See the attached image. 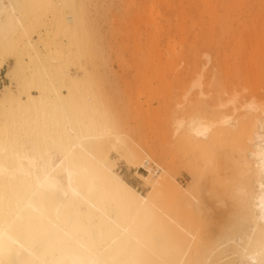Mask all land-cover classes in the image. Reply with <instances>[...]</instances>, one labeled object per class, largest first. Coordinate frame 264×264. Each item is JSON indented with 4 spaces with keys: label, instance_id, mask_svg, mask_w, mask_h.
<instances>
[{
    "label": "bare ground",
    "instance_id": "6f19581e",
    "mask_svg": "<svg viewBox=\"0 0 264 264\" xmlns=\"http://www.w3.org/2000/svg\"><path fill=\"white\" fill-rule=\"evenodd\" d=\"M213 2L176 51V152L200 172L184 188L88 93V0H0V74L9 59L22 71L0 87V264H264V4L242 5L243 29L226 33L235 8ZM152 47L162 77L173 60ZM113 155L147 170L145 194Z\"/></svg>",
    "mask_w": 264,
    "mask_h": 264
},
{
    "label": "rangeland",
    "instance_id": "374dc122",
    "mask_svg": "<svg viewBox=\"0 0 264 264\" xmlns=\"http://www.w3.org/2000/svg\"><path fill=\"white\" fill-rule=\"evenodd\" d=\"M153 1L155 3L153 10L157 13V17L154 19L149 12L152 0H88L89 10L90 7L92 8L89 14L90 25L95 38L99 41L100 48L97 50L98 53L95 50V54H93L90 45L89 48L92 51L88 50L87 45L82 48V51L87 55H85L86 59L83 65H86L84 66L86 70L90 71V74L95 72L91 75L95 78H92L94 81L85 86L86 88L88 86L90 96L93 93L97 103L101 98L104 109L107 108L105 110L115 117L112 121V117L109 115V119L116 123V132L125 137L123 139L128 144L132 145L130 143L132 142L133 147L136 146L138 150L141 149L144 152L145 159L152 162L150 165L153 170L155 168L159 170L158 176L162 170L167 171L168 177L177 180L182 187L187 188L190 184H194L196 178H200V174L198 176L199 168L193 160L176 152V51L186 45L193 46L192 40L195 34L203 27L205 19L208 18L206 4L213 0ZM219 1L223 4L230 2L235 8L234 12L230 14L233 27L226 24V33H230L235 27L243 26L239 18V10L242 5L264 4V0ZM262 10L263 6L257 9L256 15L262 13ZM220 12L221 6L219 5L217 13ZM150 23H155L158 26L155 35L148 33ZM241 29L243 28L241 27ZM152 45L161 60L165 58L173 60L170 73L167 72V69L160 70L162 77L157 75L154 70L158 66L157 61L145 59V56H148L152 51ZM241 49L243 52L250 51L251 47L244 42ZM149 56L151 57V55ZM85 62H89V64ZM14 64V60L9 59L4 69L1 70L0 87L15 86L20 83V80L17 82L16 80L22 76V71H18L21 74L18 77ZM92 64L94 69H98L93 70ZM17 77L18 79H16ZM12 79L15 81L13 82ZM80 87L83 88V84ZM1 95L0 92V98ZM120 111H125V114ZM113 156L123 178L139 192L145 194L148 186L142 182L141 178L149 174L147 170L139 169L140 177V175H136L133 168L125 165L115 155ZM185 165H188V168ZM192 169L195 171V175H193ZM164 171L161 174H164ZM201 196L208 197L206 194ZM217 205L211 202L210 210L215 209ZM172 208L176 209V202ZM164 221H169L166 216H164Z\"/></svg>",
    "mask_w": 264,
    "mask_h": 264
}]
</instances>
